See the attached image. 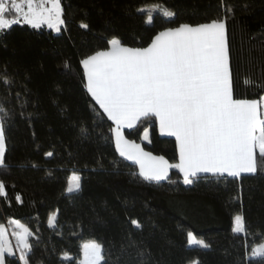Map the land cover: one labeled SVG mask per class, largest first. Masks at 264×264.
<instances>
[{"label":"trees","instance_id":"obj_1","mask_svg":"<svg viewBox=\"0 0 264 264\" xmlns=\"http://www.w3.org/2000/svg\"><path fill=\"white\" fill-rule=\"evenodd\" d=\"M151 3L174 8L179 13L177 23L204 22L221 11L220 0H62L67 32L14 26L0 36V72L6 66L13 81L10 86L0 83V102L15 115L6 126L10 168L0 172L6 184V197H0V222L19 220L34 233L29 237L34 245L31 264H67L60 260L62 253L78 258L80 245L92 239L104 245L109 264H137L134 249L121 251L129 237L148 250V264L192 260L261 264L245 249V242L253 246L264 241V174L239 181L209 177L193 186L168 181L148 184L135 178L137 166L115 151L111 121L95 116L98 106L84 89L79 60L102 47L105 36L115 34L132 44L141 38L147 41L166 26L157 14L155 27L150 28L136 13V6ZM225 3L235 13L228 21L235 95L259 99L264 96V87L256 86L264 82V0ZM82 19L90 24V32L79 28ZM65 61L71 69L64 67ZM246 77L254 83L245 85ZM17 92L28 101L24 109L17 103ZM82 126L90 138L81 136ZM144 127L151 143L142 141ZM124 132L145 151L177 162L175 140L159 136L154 122ZM47 151L54 156L46 158ZM73 170L81 175L82 190L69 195L65 189ZM170 179L180 180L176 169L170 170ZM52 213L57 214L55 229L47 223ZM237 214L245 218L249 235H233ZM131 219H138L143 229L136 230ZM189 231L209 243L210 249L189 246Z\"/></svg>","mask_w":264,"mask_h":264},{"label":"snow or ice","instance_id":"obj_2","mask_svg":"<svg viewBox=\"0 0 264 264\" xmlns=\"http://www.w3.org/2000/svg\"><path fill=\"white\" fill-rule=\"evenodd\" d=\"M220 9L215 18L204 22L177 23L179 13L166 4L136 6L135 11L145 25L154 28L158 14L166 26L155 31L147 41L141 38L132 44L115 34L105 36L102 47L79 60L84 89L98 106L94 108L95 116L111 121L110 139L115 151L123 160L136 165L138 172L132 175L148 184L168 181L193 186L209 177L239 181L244 176L264 174V96L236 97L228 30V21L235 13L225 0H220ZM14 26L47 28L57 34L67 32L62 0H0V36ZM79 28L91 31L84 19L79 22ZM64 67L71 69L70 62L65 61ZM0 83L6 86L13 83L6 66L0 72ZM244 83L254 82L246 77ZM256 86L264 87V82ZM15 96L19 107L24 109L28 101L21 100L19 92ZM19 115L23 117L25 113L21 111ZM27 115L31 117L33 113ZM14 118L8 106L0 102V172L10 168L6 158V126ZM149 121L155 123L160 136L175 138L178 162L153 155L126 138L125 129H137ZM93 123L100 127L95 119ZM80 133L83 138H90L86 127L82 126ZM142 139L151 143L148 127L143 128ZM44 155L52 158L54 152L47 151ZM113 164L118 168L116 161ZM172 169L179 173V181L170 179ZM81 190V175L73 170L65 191L71 195ZM0 197H6L4 180H0ZM16 199L21 202L19 196ZM47 223L49 228H57V214H50ZM130 223L136 230L143 229L138 219H131ZM9 224L15 226L16 243H11L5 226L0 224V264H16V261L31 264L34 245L29 237L34 233L19 220H9ZM231 231L234 236L250 234L242 215H235ZM187 244L205 250L211 247L191 231L187 233ZM129 248L135 250L137 264H148L150 253L145 247L129 237L121 245V251ZM245 249L264 264V241L253 246L245 242ZM109 256L104 245L92 239L80 245L78 258L65 251L60 260L67 264H109ZM189 264L200 262L192 260Z\"/></svg>","mask_w":264,"mask_h":264},{"label":"crops","instance_id":"obj_3","mask_svg":"<svg viewBox=\"0 0 264 264\" xmlns=\"http://www.w3.org/2000/svg\"><path fill=\"white\" fill-rule=\"evenodd\" d=\"M125 130H129V129H125ZM124 130V131H125ZM157 131H158V128H157ZM158 134H159V131H158ZM142 136H143V134H142ZM159 136H160V134H159ZM161 137H167V136H161ZM169 138H173L174 140H175V138L174 137H169ZM142 141L143 142H147L148 140H143L142 139ZM141 145V144H140ZM142 147V146H141ZM119 155V154H118ZM177 162H178V154H177ZM138 169V168H137ZM0 224H3L4 226H5V228H6V230H7V233H8V239L11 241V243L13 244V245H15V243H16V241H15V238H14V236H13V231H14V228H15V226L14 225H11V224H9V220L5 223H2V222H0Z\"/></svg>","mask_w":264,"mask_h":264}]
</instances>
